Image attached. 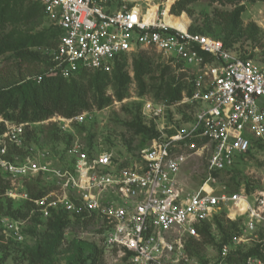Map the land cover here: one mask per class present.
<instances>
[{
	"label": "built area",
	"instance_id": "built-area-1",
	"mask_svg": "<svg viewBox=\"0 0 264 264\" xmlns=\"http://www.w3.org/2000/svg\"><path fill=\"white\" fill-rule=\"evenodd\" d=\"M61 31L50 50L47 72L69 78L82 69L109 71L122 55L154 50L189 70L192 93L184 103L196 109L189 120L168 118L166 106L148 101L155 122L153 144L132 160L90 152L75 143L68 165L28 141L29 123L0 118V171L10 181L6 195L31 200L44 218L63 209L99 219L105 264H199L186 242L199 238L198 226L212 225L226 209L241 220L246 234L264 232V192L253 196L226 186L211 191L215 172L235 167L249 152L264 147V66L243 58L220 39L190 31L185 13L172 12L178 0H39ZM89 112L64 119L83 122ZM204 159L208 180L188 190L181 174L186 163ZM60 188L33 199L25 181L37 175ZM7 235L23 241V221L3 219ZM223 245L208 264H264L257 256L230 261Z\"/></svg>",
	"mask_w": 264,
	"mask_h": 264
},
{
	"label": "rangeland",
	"instance_id": "rangeland-1",
	"mask_svg": "<svg viewBox=\"0 0 264 264\" xmlns=\"http://www.w3.org/2000/svg\"><path fill=\"white\" fill-rule=\"evenodd\" d=\"M240 5H245V10L240 17L243 33L229 49L243 58L252 59L257 65L264 66V1L244 0ZM215 8L232 11L235 5L221 4L211 0H197L192 5L193 15L190 16L187 12H183L185 13L184 18L187 19L188 17L190 27L218 29L221 26L217 25L218 22L213 19ZM5 30H12L20 34L41 35L48 42L53 41L57 33L54 22L46 14L37 22L22 23L15 26L7 24ZM223 35L224 32L221 33V36ZM216 36L218 37V35ZM31 49L38 52L39 58L32 63L21 61L10 51L0 55L1 83L5 84L21 78L31 79L39 71L48 69L47 62H43L42 57L48 56L51 46L38 45ZM145 51L154 60L157 70L155 75L152 74L146 78L144 87H140L134 73V57L139 51L132 52L127 54V59L123 60L126 63L124 71H127L131 77L128 95L124 99L118 100L116 89L111 85L106 91V94L112 99L111 104L102 109L94 108L85 116L83 122H68L64 119L71 117L56 114L50 119L29 125V129L34 132L38 148L49 150L53 154L51 160L53 164L68 165L70 161L75 159L74 154L70 153L75 143H82V147L85 149L90 137H92L93 145H95L91 153L108 152L118 158L119 161H128L137 157L140 151L153 144L156 138L155 135L143 143L146 135L136 134L132 128L133 123L136 122L156 132L155 122L146 113L145 105L148 101L164 104L170 119L175 118L177 121H184L191 118L196 107L190 102H183L185 95H189V88H192L189 70L172 57L154 50ZM115 66L116 64L109 71H106L109 73L111 81H113ZM162 70H166L164 75ZM179 86L183 87L182 97L172 100L171 97L175 95L173 90ZM0 118H2L1 114ZM208 176L204 159L186 163L181 174L182 182L188 190L195 191L205 185ZM40 178L38 189L48 187L49 191L57 190L58 187L55 183L51 182L52 180L46 178L45 175L42 174ZM207 185L210 186L211 191H217L224 186L229 190H236V185H238L239 190H243L250 196L257 194V192H264V147L260 150H254L252 155L246 156L234 167L233 171L213 174L212 180ZM8 199H12L14 209H25L21 198H11L6 194L0 198V203L5 206ZM5 218H8L7 215L0 213V264H30V259L27 256L29 253L37 251L44 252L49 257V259L41 262L42 264H66L67 260L76 252V241L86 243L87 250L95 246L101 247L102 236L98 229L101 223L99 219L91 218L90 221H87L84 220L85 217L78 223L75 221L76 217L72 215V222L65 229L59 247L57 249L50 248L47 251L44 250L47 239V237L45 238L46 220H40L41 217L36 216L33 211L26 219H19L23 221L21 227L24 235L23 241L19 242L7 235L3 220ZM228 219L226 216L224 220L220 221L223 226H230V231L234 229L231 221L237 223V229H235L231 240L223 244L230 245L231 251L237 254L244 253L264 241L263 234L255 237L244 233L241 220L229 221ZM211 229L215 237V244L204 246L201 253L202 259L209 261V263L216 260L222 237L216 224L213 223ZM194 260L198 261L199 259L194 258ZM101 264H105L104 261Z\"/></svg>",
	"mask_w": 264,
	"mask_h": 264
},
{
	"label": "trees",
	"instance_id": "trees-1",
	"mask_svg": "<svg viewBox=\"0 0 264 264\" xmlns=\"http://www.w3.org/2000/svg\"><path fill=\"white\" fill-rule=\"evenodd\" d=\"M196 1L197 0H178L171 10L176 14L187 12L191 16L194 13L192 5ZM211 1L235 5V8L232 11L218 8L214 9L213 19L219 23H217V25L221 26V28L212 29V27H207V29H201L191 26L190 31L207 34L217 39L221 38L224 45L229 48L240 38L241 33H243L240 17L245 10V5L239 6V4L244 0ZM45 14L44 8L39 0H0V55L10 51L21 61L32 63L39 60L38 52L33 51L31 49L32 47L47 45L51 46L52 49L56 45L57 39L61 34L58 27H56L57 33L53 41L49 42L46 41V38L41 37V35L20 34L12 30H5L7 24L15 26L22 23L37 22ZM222 32H224L223 36H221ZM216 35H218V37ZM124 59H127V54L122 55L115 61L116 68L113 74V81L109 79L110 75L106 71L90 69H82L69 78L47 72L48 69L39 71L34 78H21L6 82L5 84L1 83L0 78V114L5 120L13 123L33 124L35 122L50 119L56 114L65 117H74L83 112H90L94 108L102 109L112 102L111 97L106 94L109 86L113 85L115 87L118 100H122L128 95V86L131 82V77L127 71H124L126 67V63L123 61ZM42 61L45 63L47 62L46 65L48 66L47 68H49L51 64L50 54L46 57L43 56ZM134 70L135 78L140 87H144L146 78L152 74L155 75L157 66H155L154 60L148 56L147 52L141 50L136 57H134ZM165 71L166 70H162L163 75ZM182 88L179 86L177 89L173 90L175 95L171 97L172 100L181 99ZM188 93L189 95L192 93L191 87ZM3 128L4 124L1 123L0 130ZM132 128L136 131V134L146 135L143 143L156 135L153 129L142 126L136 122L133 123ZM33 133L34 132L28 128L27 139L37 145ZM93 144L92 137L88 138L86 147L90 152L95 147ZM248 155H252V152H249ZM243 159L242 157L238 164ZM233 169L234 167L225 172L233 171ZM220 173L215 172L214 174L217 175ZM40 176L25 181L26 190L33 199L40 198L51 191H49L48 187V189L46 187L38 189V182L41 181ZM9 187L10 181L0 171V198L6 194ZM235 189L236 190L229 191H239V186L236 185ZM22 202L25 209H14L12 199H8L5 206L3 203H0V213L7 215L8 218L19 220L29 217L31 211L35 212L36 216L39 218L41 217L40 220L44 219L47 222V231L45 233V238L47 237V239L44 250L48 251L50 248L57 249L65 229L72 222V215L70 216V214L63 209H58L53 211L48 218H44L33 201L23 200ZM75 217V221L78 223L85 217L86 219L84 220H91V217L88 216ZM225 218L226 209L216 214L212 221V224L214 223L219 227L222 236L220 240L221 245L218 246L220 251L217 253V257L221 252L222 245L231 240L235 229H237V223L232 222L230 219L228 220L231 221L234 229L230 231V226H223L220 220H224ZM211 228L212 225L209 223L199 225V238L190 237L186 242L187 253L190 257L199 259L198 261L200 264L209 263V261L202 259L203 256L201 253L204 246L215 244V237L212 234ZM262 234L264 235V232L259 231V236ZM75 244L76 252L67 260L66 264H101L104 261L101 247L95 246L87 250L88 246L86 243L76 241ZM39 252L41 251L29 253L27 258L30 259V264H42L41 262L45 259H49L44 252ZM250 256H257L264 260V241L244 253L237 254L231 252L227 259L230 261H242Z\"/></svg>",
	"mask_w": 264,
	"mask_h": 264
},
{
	"label": "bare ground",
	"instance_id": "bare-ground-1",
	"mask_svg": "<svg viewBox=\"0 0 264 264\" xmlns=\"http://www.w3.org/2000/svg\"><path fill=\"white\" fill-rule=\"evenodd\" d=\"M183 18H184V16H183ZM185 19V18H184ZM185 21H186V24L188 23V21H187V19H185Z\"/></svg>",
	"mask_w": 264,
	"mask_h": 264
}]
</instances>
